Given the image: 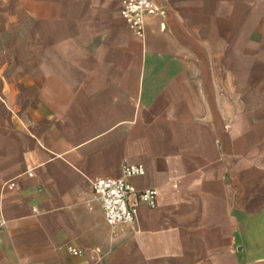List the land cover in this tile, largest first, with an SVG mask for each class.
<instances>
[{
	"label": "crops",
	"instance_id": "0c3cea01",
	"mask_svg": "<svg viewBox=\"0 0 264 264\" xmlns=\"http://www.w3.org/2000/svg\"><path fill=\"white\" fill-rule=\"evenodd\" d=\"M121 2L0 0V264H264V0Z\"/></svg>",
	"mask_w": 264,
	"mask_h": 264
},
{
	"label": "built area",
	"instance_id": "2783aa9c",
	"mask_svg": "<svg viewBox=\"0 0 264 264\" xmlns=\"http://www.w3.org/2000/svg\"><path fill=\"white\" fill-rule=\"evenodd\" d=\"M119 13L128 30L138 39L143 37L146 18L153 16L162 18L166 15L165 10L158 8L153 0H122ZM121 174L122 177L117 179L98 178L92 181L93 195L100 203L107 224L112 227H129L134 223L135 209L128 205V198L135 191L126 178L142 176L144 170L139 165L123 164ZM137 197L139 202L148 208L156 207L154 190L139 191ZM3 226L4 222L0 218V233ZM69 251L73 255L78 253L75 249Z\"/></svg>",
	"mask_w": 264,
	"mask_h": 264
}]
</instances>
